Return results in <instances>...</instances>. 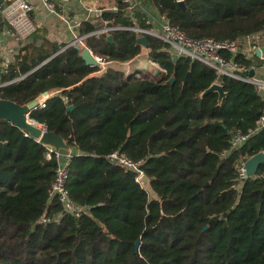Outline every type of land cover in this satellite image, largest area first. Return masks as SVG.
Listing matches in <instances>:
<instances>
[{"label": "trees", "instance_id": "16d2710c", "mask_svg": "<svg viewBox=\"0 0 264 264\" xmlns=\"http://www.w3.org/2000/svg\"><path fill=\"white\" fill-rule=\"evenodd\" d=\"M183 1L144 0L133 20L118 0V9L83 21L77 32L151 28L160 14L194 38L264 34V0ZM111 34L112 40L85 38L113 61L100 74L82 50L69 46L56 54L66 43L51 41L26 44L0 71V82H9L0 98L26 104L51 94L30 116L72 146L67 187L83 207L80 217L64 212L49 193L55 153L48 159L47 146L1 120L0 264H264V163L236 187L240 161L264 151V129L232 147L235 131L255 128L264 96L228 76L220 78L222 102L218 92L203 95L217 71L200 60L175 59L170 45L153 36L149 58L167 74H127L120 63L142 51L139 34ZM234 58L250 66L258 55ZM115 150L142 161L156 196L138 181L140 171L109 159Z\"/></svg>", "mask_w": 264, "mask_h": 264}, {"label": "built area", "instance_id": "2783aa9c", "mask_svg": "<svg viewBox=\"0 0 264 264\" xmlns=\"http://www.w3.org/2000/svg\"><path fill=\"white\" fill-rule=\"evenodd\" d=\"M46 8L58 15L64 22H66L72 31L76 29L81 22L76 21L69 13L66 4L70 0H42ZM180 1V0H178ZM144 0H122L125 5L127 13L133 20H136L134 12L137 8L143 7ZM33 4L28 0H0V10L5 20V26L8 33L16 35L17 38L24 40L28 38L32 33H34L41 25L38 19L32 16ZM115 9H118L116 7ZM34 17V18H33ZM152 19L158 24L151 28L140 27L139 25L133 26H103L97 30L91 31L83 35H76L69 43L63 48L69 46H74L79 44L83 49H90L92 55L99 62V70L95 74L102 73L106 67L113 63V61L107 60L106 57L96 54L90 47L85 43V38L90 35H95L100 37L102 34L110 35L116 29H131L138 32L139 36H153L155 38L161 39L170 45V52L175 57L186 56L192 60H200L205 64L211 66L217 71V79L214 83H221L220 78L222 76H228L230 78L247 82L251 84L256 93L264 96V78L251 75V71H255L254 65H246L238 60H235L234 56L242 54V49L240 45V40L238 39H217L214 37H200L194 38L189 36L182 28L176 24H172L164 15H158V17L152 16ZM7 25L9 28H7ZM263 33H255L248 36L251 40L260 41ZM264 41V39H263ZM145 50L141 51L135 58L125 63H120L124 67L127 74L136 72L137 77H145V75L140 70H133L131 64L137 60H140L142 55H147L148 60L153 64L160 72L167 74V70L161 67L158 63L152 61L149 58L148 47L144 46ZM251 54L255 55L257 52V47L250 48ZM226 53H231V57H226ZM7 65L2 69L6 70ZM151 77H153L151 75ZM9 84V82H0V87ZM222 84V83H221ZM51 95V94H50ZM45 98L42 104L46 101ZM35 121V120H34ZM36 122V121H35ZM38 123V122H36ZM44 131L48 130L45 124L38 123ZM264 129V112L260 114L257 120L255 128L249 129L247 132H242L240 130L235 131L232 138V147H238L243 142L247 141L253 134ZM25 135L29 136V132L25 131ZM49 151L47 153V158L52 157V153H55L57 158V166L54 180L51 184L49 193L50 197H57L59 202L62 204L64 212H68L76 217H80L83 213V207L77 204L70 196L68 185L69 172H70V158L71 154L65 156L57 151H53L48 147ZM264 152V151H262ZM109 159L113 162L125 165L129 168L136 169L140 171V174L144 171L140 170L139 166L142 161H134L125 154L120 153L115 150L109 154ZM249 158H245L240 161L237 165V183L236 187L241 189L243 182L250 177L246 167V163ZM44 220H47L46 218Z\"/></svg>", "mask_w": 264, "mask_h": 264}, {"label": "crops", "instance_id": "0c3cea01", "mask_svg": "<svg viewBox=\"0 0 264 264\" xmlns=\"http://www.w3.org/2000/svg\"><path fill=\"white\" fill-rule=\"evenodd\" d=\"M28 1L34 6L32 16H34L35 19H38L41 25L34 33L24 40L17 38L14 34L8 33L6 26L4 31L0 30V71L14 59L15 55L26 44H36L37 46H40L47 41L64 44L69 43V41L73 39L74 34H78L77 28L72 31L66 22L46 8L42 0ZM118 5V0H70L68 4H66V7L68 8L70 15L76 21L82 23L85 20L98 18V16L104 11L115 9ZM263 39L264 36H262L260 41L251 40L249 37H246L240 41L242 54L246 58H254L255 55L251 54L250 48L254 46L257 47L256 53L258 59L253 64L255 66L254 73L261 78H264ZM143 50H145L144 47L142 48V51ZM139 61L141 62V59ZM142 73L151 76L143 71Z\"/></svg>", "mask_w": 264, "mask_h": 264}, {"label": "water", "instance_id": "95a60500", "mask_svg": "<svg viewBox=\"0 0 264 264\" xmlns=\"http://www.w3.org/2000/svg\"><path fill=\"white\" fill-rule=\"evenodd\" d=\"M179 2L181 5L185 6L183 0H180ZM4 29L5 20L0 10V30L4 31ZM108 39L112 40L113 35H108ZM138 41L146 47L149 46V38L146 35L138 37ZM74 47L78 50H82L81 56L87 64L93 66L99 65V62L92 55L90 49H83L79 44L74 45ZM64 49L66 48L60 49L56 54L62 52ZM175 59H177V57H175ZM158 72L160 73V70H158ZM189 74L190 73L187 74V79L189 78ZM251 75H254V71H251ZM171 80L173 81L174 77ZM210 92H218L219 102H222V100L227 96V92L224 90V87L221 83H213L209 88L204 90L203 95ZM48 97H50V93L48 91H45L42 95L26 104H19L10 99L0 98V121H11L13 124L19 126L24 131L29 132L30 136L37 139L43 145L50 147L53 151H57L60 154L67 156L70 154L72 146L69 145L62 136L58 135L54 131H44V129L38 123H36L30 116L31 110L36 108L39 104L42 103L45 98ZM73 108L74 106L70 105L68 107V110H72ZM262 163H264V152H260L250 157L246 163L248 174L250 176L254 175V173H256V171L258 170L259 165ZM138 181L141 183L142 187L146 191H148L152 196L157 195L152 186L150 177L145 172L140 174V176L138 177ZM139 245L140 241L137 240L135 243L136 251H138Z\"/></svg>", "mask_w": 264, "mask_h": 264}, {"label": "rangeland", "instance_id": "374dc122", "mask_svg": "<svg viewBox=\"0 0 264 264\" xmlns=\"http://www.w3.org/2000/svg\"><path fill=\"white\" fill-rule=\"evenodd\" d=\"M147 55H142L140 58H141V62L139 60L136 59V61H134L132 64H131V68L135 71L137 69H140L142 70L144 73H147V74H150L152 76H157L159 75V72L157 70V68L151 64L149 61H148V58L146 57ZM126 67V65L124 66ZM145 75V74H144ZM146 77H151V76H148V75H145Z\"/></svg>", "mask_w": 264, "mask_h": 264}]
</instances>
